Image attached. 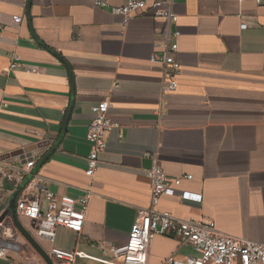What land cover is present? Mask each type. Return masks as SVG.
<instances>
[{
	"label": "crops",
	"instance_id": "1",
	"mask_svg": "<svg viewBox=\"0 0 264 264\" xmlns=\"http://www.w3.org/2000/svg\"><path fill=\"white\" fill-rule=\"evenodd\" d=\"M101 1L107 6L0 0V157L48 142L17 186L4 183L0 218L16 254L4 264H46L14 223L17 217L29 231L17 202L46 190L91 195L82 234L58 228L57 248L100 256L95 241L126 244L138 210L150 206L155 162L171 176L193 175L180 189L203 195L201 204L163 196L157 210L264 242V0H175L182 73L178 88L166 93L160 66L150 61L165 20L140 12L124 27L111 9L125 0ZM15 56L20 66L10 70ZM101 101L110 103L120 128L107 134L89 178L86 136ZM189 255V245L158 236L149 264Z\"/></svg>",
	"mask_w": 264,
	"mask_h": 264
},
{
	"label": "built area",
	"instance_id": "2",
	"mask_svg": "<svg viewBox=\"0 0 264 264\" xmlns=\"http://www.w3.org/2000/svg\"><path fill=\"white\" fill-rule=\"evenodd\" d=\"M93 1L97 7L107 6V3L101 0ZM174 7L175 0H125L123 5L111 9L112 13L123 18L124 27H127L140 12H149L153 17L165 20L162 39L156 46L158 51L150 59L152 63L160 66L163 93L178 88L177 78L182 73L181 65L177 60L178 39L181 33L176 29L179 17ZM13 22L20 24L22 19L16 16ZM246 27L247 25L243 24L240 28L246 29ZM2 31L3 27L0 26V34ZM20 62L21 58L15 56L9 69L19 67ZM29 70L36 74L43 72L39 67H31ZM110 108L108 101H101L92 108L94 118L86 136L91 148L85 172L89 178L94 177L98 170L100 155L107 149V134L120 128L119 124L113 123L110 119ZM34 165V157L30 160L26 158V162L20 167H13L9 163L0 161V207L3 203L4 183L17 186ZM148 177L150 179L149 208L138 210L126 244L108 245L105 241L93 242L92 246L99 249L100 256L77 250H63L54 245L58 228L62 227L79 235L82 234L90 192L75 199L67 195L58 197L46 190L41 196L19 200L17 215L50 258L59 264H73L77 259H86L99 264H149L150 249L158 236L179 240L183 245H189L193 249V255L187 256L184 260L170 257L162 264H264V242L230 236L218 231L214 223L206 224L194 218L181 219L168 211H159L155 208L163 196L179 197L186 203L201 204L203 195L180 189L183 181L193 180V175L171 176L155 162L148 172ZM0 229L5 230L0 236V258L15 259V251L8 243V237H12V234L9 233L5 221H0ZM6 238L8 240L4 243Z\"/></svg>",
	"mask_w": 264,
	"mask_h": 264
},
{
	"label": "water",
	"instance_id": "3",
	"mask_svg": "<svg viewBox=\"0 0 264 264\" xmlns=\"http://www.w3.org/2000/svg\"><path fill=\"white\" fill-rule=\"evenodd\" d=\"M48 145L47 141H43L41 143H38L36 145H31L29 147H26L24 149H19L16 151H13L12 153L5 154L2 157H0V161L6 162L9 164H16L21 163L24 164L26 162V158L28 160L32 159L33 156L40 155L42 152H38L37 150H40L41 148H44ZM4 216L0 218V221L4 220ZM14 223L17 229L20 231V233L26 238V240L32 245V247L42 256V258L45 260L46 264H54L50 256L46 253L44 248L34 239V237L30 234L29 231H27L18 221L17 217H14Z\"/></svg>",
	"mask_w": 264,
	"mask_h": 264
},
{
	"label": "rangeland",
	"instance_id": "4",
	"mask_svg": "<svg viewBox=\"0 0 264 264\" xmlns=\"http://www.w3.org/2000/svg\"><path fill=\"white\" fill-rule=\"evenodd\" d=\"M3 235V233H1L0 232V236H2ZM15 240V239H14ZM35 251V250H34ZM36 252V251H35ZM37 253V252H36ZM93 254H97V255H99L98 253H93ZM3 259H0V264H4V262L2 261ZM79 264H99V263H96V262H92V261H88V260H85V261H80V262H78Z\"/></svg>",
	"mask_w": 264,
	"mask_h": 264
}]
</instances>
